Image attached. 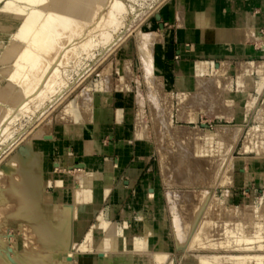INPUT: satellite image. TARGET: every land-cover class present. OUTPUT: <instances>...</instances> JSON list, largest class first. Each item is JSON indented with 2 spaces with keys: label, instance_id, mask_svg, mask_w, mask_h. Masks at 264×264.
<instances>
[{
  "label": "rangeland",
  "instance_id": "374dc122",
  "mask_svg": "<svg viewBox=\"0 0 264 264\" xmlns=\"http://www.w3.org/2000/svg\"><path fill=\"white\" fill-rule=\"evenodd\" d=\"M33 1L34 2L31 4H22L16 2L15 0H0V68L8 67L11 71H9L10 73L8 72L9 74H5V76H3V79L7 78L5 84H0V196H3L1 198L3 201L0 199V210L2 209L5 213L0 219V245L4 243L7 246L9 255L13 258H16L17 256H21L30 252L32 240H30L31 233L24 222L25 219L20 215V213L15 211V207L12 205L11 201L7 199L8 192L7 190L4 191L3 187L1 186V181L8 179L11 176L20 177L25 169L23 166H21V162H25L30 155L39 156L40 152L42 155H44V161L41 167L42 170L46 172H44V181L46 184H44V191L46 195L50 193L56 194L61 190L64 191L63 193L68 192L69 194L76 191L78 188V186H76L77 183L79 185L78 181L81 179V183L84 177L87 175L85 170L81 171L78 168V165L84 159L94 156V158H96L95 161H98V163L101 164L100 169H98L97 172L106 171V169H108L107 167H109L110 171L112 170L113 172V178L110 180V185L108 184L109 186L106 187V191L108 190V192L105 193V196L99 195V197H95L94 190L91 192L93 199L102 202L98 208V211L103 212V220H105L106 224L108 221L107 225H105L103 222L101 223V228L103 227L104 231L107 230L105 232L103 231V233H109L105 234L107 240H102L105 242L103 243V246L94 247V242L88 241V236L86 237V233L84 232L79 237V239L73 238L75 241H71L70 244L75 242V246L73 244V246L69 245V249L72 248L69 250V253H72V255H68V252L66 251H61V257L57 256V258H55V264H62V262L63 264L65 262L66 264L125 263L129 260V256L131 255L130 252H133L131 256H133L134 260L141 258L140 262L138 259V261H132L137 262L134 264H139L143 261V264H162L163 262L160 260V256L162 257L161 254H164V252L167 254L163 255V257L167 256V258L165 257L166 261H164L163 264H197L194 260L195 257L210 254H237L253 256L264 255V243H262L264 242V110L261 111L264 109V75L260 76L256 72H252L250 76H244L243 78L242 72L243 75H246L245 72L235 68L238 65V61L241 59H238L235 64H233L229 59H222L218 65L213 61H211V64H208L206 61L208 64V71L200 69L195 71L193 74H188L184 76L186 77V82L182 84L183 81L178 74V64L180 61L185 59L178 60L175 67L169 65L172 67V72L170 74H167L164 71L165 67L157 61V55L159 52L157 42L161 40L164 41L167 30L170 29L172 31V29H165L164 34V31L161 29L157 30L158 24L156 21V14L168 18L170 23H173L174 20H176V22L173 24L176 26L179 20L184 32L187 33L189 39H192L195 33L201 32L203 28L204 32L211 31L213 32L214 36L215 33L219 32V30H224L228 35H231L232 33L234 35L237 34L236 36L240 37L242 40V46L246 40L258 41V43L263 45L264 35L259 34L258 28L264 26V23L260 22V17H264V0H205V2L200 5L197 4V0ZM259 2H261L263 5V12L257 13L262 9L261 6L258 5L250 13L252 15L250 16L249 9L254 7ZM172 8L174 9L175 15L173 14ZM167 25L169 26L172 24ZM262 30H264V28ZM144 34H149V36H146V42L148 41L151 45H147L145 48L147 51L146 60L142 58V54L138 50V39H136L140 35ZM156 40L157 42H155ZM220 43L224 44L227 49H229V43ZM127 48L131 52L130 56L126 55ZM8 49L11 50L12 57L4 60L3 56L8 52ZM183 53L186 54L185 52ZM241 61L247 62L249 64L258 63V60ZM148 62L151 64L153 72L152 69L150 73L148 71L146 72ZM228 63L230 64L228 67L234 66L235 69L233 68L222 71L223 66H226ZM122 68L125 71L124 79L122 78ZM175 74L178 75L179 80L177 81L173 80V76ZM10 75H12V77L8 78ZM151 77L153 78L151 79ZM199 80L201 82H199ZM240 84L242 85L243 89L241 88ZM123 86H125V88H127L131 93V110H128L127 108L126 111H124V113L119 116L120 120H118V116H116L114 113L113 118L110 119L112 120V129H109L110 125L107 120L108 108L113 109L115 112L116 102L118 112L119 105L127 106V97L119 94V89H122L121 87ZM181 86L184 87L183 90H181V88L178 89ZM154 89L157 92H155ZM208 89L210 91H208ZM229 89L231 91H228ZM84 91L86 92V95H84ZM207 93L209 94L207 95ZM249 93L251 94V97L249 96ZM116 94V102H113V99L115 101ZM81 95L82 97L78 99L77 97ZM157 95L159 98H157ZM220 95L222 97H220ZM208 98L210 99L208 100ZM214 98H216V101ZM77 100L80 101L79 105ZM84 100H87L88 103L84 102ZM147 100L150 101L148 102ZM68 105L70 106L69 108ZM84 105H86V107ZM87 105L89 107H87ZM82 106H84L83 109ZM160 107L162 109H160ZM63 108L64 110L61 112ZM178 108L179 110H177ZM195 109L198 110L195 111ZM162 110L163 112H161ZM238 110L241 111V121H238L237 119L236 113ZM257 110L258 114H255L257 113ZM66 111H68L67 113H69V115H66L67 113L65 114ZM156 111L159 114L155 113ZM59 112L63 114L61 115ZM178 114H180V118L177 117ZM59 115L62 116V119L64 116L63 121L60 119L61 117ZM58 116L60 118L57 119ZM182 116L184 118H182ZM163 117L165 118L163 119ZM96 118H98V120ZM159 118L161 119L159 120ZM163 122L164 124H162ZM168 123H172L170 125L171 127L168 125ZM126 124L130 125V134L128 133L127 129H125V131L120 129L118 132L119 125ZM225 124L229 129H227L226 133L221 134L220 129L225 126ZM241 124L242 129L240 126ZM159 125L161 129L162 127H165L164 125L167 127L169 126V128L165 127L166 130L163 129L161 131V129H159L160 127L158 128ZM199 128L201 129V133L203 132L202 134L198 132L200 131ZM258 128H260V132L258 131ZM195 129L197 131H194ZM167 130H169L168 133ZM208 130H210V132ZM185 132L189 133L188 135L191 133V135L188 137ZM213 132L217 133L212 134ZM252 132L256 134H253ZM117 133L118 137L120 138V141L116 146L118 153L117 161L113 162L116 157L114 154L109 156L106 155L103 159L99 155L96 156L95 154H100L104 151L111 150L109 145L105 144L104 142L111 140L115 141ZM239 133L240 135L238 136ZM260 133L262 136L259 135ZM245 134L247 137H251V139L247 138ZM251 134L253 135L251 136ZM163 135H166L167 140L165 137H163ZM110 136H112V139H110ZM257 136L258 138H256ZM180 137H182V140L179 139ZM161 138H163V141ZM223 139L225 142H223ZM164 140L166 141L164 142ZM220 140H222L221 144ZM233 140H237L235 141L237 143L235 144ZM246 140L249 141L247 142ZM226 141L228 144H226ZM159 142L164 146L162 145L161 147ZM171 144L175 146L174 149L177 153L174 151V149L172 151L173 147ZM222 144H226V146ZM229 144L230 146H227ZM166 145L170 147H167ZM159 146L160 148H163V152L167 154H162V149L160 150ZM179 146L182 148L180 149ZM232 147L234 148L231 150ZM165 148L171 154H168ZM185 149L187 150V153ZM91 150L92 153L90 152ZM229 150L231 151V155ZM51 152L55 153L51 154ZM222 152H228V154L225 155L226 153L223 154ZM174 153L176 158L173 156ZM85 154L87 155L85 156ZM161 154L162 156L167 155L169 158L167 159L169 160L170 164L167 160V163L165 160L161 161L163 160ZM186 154H190V156ZM17 156H20L21 162L17 159V161L15 160ZM187 156L188 159H192L187 160ZM227 156L229 157L228 160L230 161L229 163L231 165L228 163ZM230 157L232 161L230 160ZM129 158L130 160L128 161ZM171 159L174 161H171ZM192 160H196L195 162L193 161L195 164H198L199 162V164H202L204 161L205 163L203 162V165H209V167L205 165L207 168L205 167V170L200 173L203 177H205L204 181H201L200 183L192 184L187 182H190V180L195 177L190 175V169H188V166L190 163H192ZM13 161H15V163ZM127 161L128 164L126 165ZM223 161H225V164ZM162 162L164 163L165 167H169V173L168 171L166 172L167 168L164 167ZM136 163L137 165H135V169H132L133 165ZM214 163L217 164L215 165ZM219 163L221 166H219ZM12 164L14 165L12 166ZM7 165L13 168L8 167ZM225 165H227V167L230 166L232 169L226 168ZM124 167L125 169H123ZM1 168L4 170H1ZM122 169L123 174H126V170L129 169L128 174L130 175V179L133 183L137 178L134 186L130 188V191L128 192V188H123L125 186L123 179H126V176L123 177V174L119 175ZM225 169H227V171ZM171 170H174V173ZM171 173L173 176L177 173L179 177L176 176L177 178H173ZM241 173L245 174L242 176V182L239 183L238 181L242 175ZM224 174L229 176H223ZM221 176H223L224 179ZM59 177H61L62 180H59ZM97 177L101 176L97 174ZM190 177L192 178L189 180ZM225 177L227 180H231V184H225L227 183ZM230 177H232V179H230ZM221 182H223V184ZM140 185H142L141 187L143 188V192L144 189L147 188L146 194H144L141 189L139 190L142 192L143 197H145L147 201V205L143 207H139L141 202H138V193L136 192ZM149 185L150 187H148ZM151 188H154L155 190L153 196H150L149 194V190H151ZM197 190H200L201 193L207 190L206 193L209 195L207 197V203L205 202L207 206L205 203H199L200 196L202 194H200V192L198 193ZM169 191H173L171 195H173L176 199L180 198V196L182 197L185 194L190 196L191 203L190 201L187 203L189 209L186 211L181 199V203L178 201L179 203L176 205L173 198L171 199V197H169ZM174 191L177 193L178 197ZM179 191H182V193L180 194ZM183 191L187 192L183 194ZM192 191H195V193H192ZM76 192L80 193V191ZM196 192L199 194L198 197ZM113 195H115V198L111 199ZM194 195L199 199L196 200ZM119 196L123 197L121 198L123 200L122 202L117 201ZM168 198L170 199L168 200ZM70 199L72 200V198ZM116 201L117 203H115ZM195 202L201 205L202 208L200 209L199 205H197ZM54 203L58 202L54 201ZM172 204L174 207H172ZM180 204H182V207ZM179 205L180 207L177 208ZM193 205H196L197 207H193ZM209 206L211 207L210 209L208 208ZM175 207L179 211L185 209L184 211L186 213H184V215L186 214L189 221L192 219V216L193 218L195 216L194 221H190L191 225L195 223V225H192L193 228L191 226L192 231H194V229L195 231L193 234H191L192 231L188 230L184 236H182V241L186 243L189 235L191 234L192 238L195 237L196 239H194L197 242V237L199 234H201L199 232L201 231V228L199 227L200 224L202 225V221H204L205 224L207 222V226H203L204 224L202 225L203 227L201 226L202 232L206 233L207 231L204 229H206V227L208 229V226L212 224L209 226V228L211 227L213 232H211L210 229V231L208 230L212 236L208 232L206 234L210 240V243H212L207 244L212 246L208 247L209 245L206 244L200 248L198 245L199 248H197V243L193 242L194 239L192 240L191 236L189 238L191 240L188 239L189 242H187L189 244L192 242L193 244L191 243V245L193 247L196 245L194 249L192 246L190 248L188 243L185 245L182 241L180 242V244L185 245L184 248V246L180 245L178 241L176 242L177 233H175L173 225V215L179 211ZM192 207H196L200 210L197 213L195 212L197 216L193 211L198 210H192ZM98 211L93 216H91V219H89L90 222L88 224V229L100 222H98ZM191 212L193 214H191ZM163 216V222L166 231L163 230L160 236L158 235V239L157 236L155 239V236L150 234H152L153 231H158V226L156 223L158 218H162ZM76 219L77 218L74 219L75 223ZM208 222H210V224H208ZM225 222H227L228 225L229 223H232V226H228ZM141 223H145V225L147 224L148 231L150 232V236L148 238L149 240H147L142 234L140 235L138 232ZM238 223L242 225H239ZM75 225L76 224H74V227ZM196 225H198V227ZM238 226H242V232L239 231L240 228ZM223 228L227 230V232L224 233L225 230L222 232ZM112 229L116 232L114 233ZM165 232L170 235V245L167 244V236L163 234ZM217 232L221 233L217 234ZM2 233L4 235H2ZM110 233L114 234L111 236ZM196 233L198 234L197 237L195 236ZM227 233L229 236H227ZM225 234L226 236L224 239L222 238L220 240V238H218L220 236L223 237ZM242 234H244V237L247 236V241L246 238L244 240ZM84 236L87 238V240ZM121 236L123 237L121 238ZM130 236L132 240L129 238ZM229 237H232V239ZM257 237L261 240H257ZM139 238L142 240L140 241ZM228 238L231 240L229 244H235V241L238 240L236 243L241 245L239 246L240 248L238 247L237 249V247L234 248V246H231L232 248H222L221 246H217L216 248V244L221 245L220 241H222L221 243H225L223 242L226 241L225 239H227L228 242ZM238 238L240 240L242 239L240 241L241 243L239 242ZM248 238H250V241L252 239L253 243L252 241L250 243ZM6 239L7 241L9 240L8 243L7 241L5 243ZM213 239H216L215 242ZM154 240H158V242H154ZM126 241H133L131 243L129 242L130 244L128 243V245H131L132 247L139 246V248L135 247L133 249L131 246H127ZM159 241H163L162 244ZM256 241H262L260 243L262 246L259 245V243L258 246L261 247L256 246ZM142 242H148V245L152 244L151 246L153 247L146 245V243L143 245V249ZM153 242L154 244L158 243L157 247L159 251L156 249L154 250ZM164 242H166V244ZM159 243L161 244L160 246L165 247L158 246ZM177 243L180 247L177 246ZM249 243H255V246H252V249L250 247H245L250 245ZM123 244L126 247H122ZM145 245L148 249H145ZM187 245H189V247ZM87 246H89V250ZM141 246L142 249L140 248ZM80 247L85 250H82ZM214 247L216 249H214ZM12 248H14L13 250H15L17 254L13 253L15 251H9ZM126 248H128V252H126ZM20 249L22 250L19 251ZM117 249L120 251L118 252ZM137 250L138 252L140 250L143 251H140V254H138ZM102 251L106 253H103ZM121 251L124 253H121ZM134 252H136V255L138 256H141L143 252L147 253H144L142 257H137L134 256ZM158 252H161L160 256H158ZM65 254L70 257H66ZM120 254L122 255L120 256ZM64 255L65 257H63ZM155 255L158 256L159 261L155 259L157 257ZM122 256H125L123 257L125 260L122 259ZM143 256L146 259V262ZM119 257L123 261L120 262ZM153 258L154 262H152ZM56 260L59 262L57 263ZM130 260L129 262L131 263Z\"/></svg>",
  "mask_w": 264,
  "mask_h": 264
},
{
  "label": "bare ground",
  "instance_id": "6f19581e",
  "mask_svg": "<svg viewBox=\"0 0 264 264\" xmlns=\"http://www.w3.org/2000/svg\"><path fill=\"white\" fill-rule=\"evenodd\" d=\"M16 2H19V3H22V4H31L32 2H34L33 0H15ZM208 1V0H207ZM205 2V0H197V4H203ZM214 3V2H213ZM183 5V4H182ZM198 5V6H199ZM206 5V4H205ZM215 6V5H214ZM204 7V6H203ZM213 7V6H212ZM198 12V11H197ZM209 13V12H208ZM205 15V14H204ZM183 16V15H182ZM211 17V16H210ZM210 17H209V19H210ZM213 18V17H212ZM211 20V19H210ZM194 21V20H193ZM211 22V21H210ZM196 24V23H195ZM213 24V23H212ZM184 25V24H183ZM215 27H217V26H215ZM246 27V26H245ZM186 28V27H185ZM225 29V28H224ZM148 31V30H147ZM154 31V30H153ZM138 35V34H137ZM215 35L216 36H219L218 37V39L219 40H221V38H225V39H228V37H229V35L228 34H226L225 33V31L224 30H219V32H217V33H215ZM237 35V34H236ZM146 36H149V34H144V35H140L138 38H136V39H138L137 40V42H138V44H137V46H138V50L141 52V54H142V58L143 59H145L146 60V55H147V51H146V47H147V45H150L149 44V42L147 41L146 42ZM160 38V37H159ZM164 39V38H163ZM172 40V32L170 31V30H167V33H166V37H165V40L164 41H159V42H157V40L155 41V42H157V47H158V55H157V61L161 64V65H163V61H165L166 60V58H169L170 57V54H171V48H170V41ZM156 44V43H155ZM151 46V45H150ZM153 46V45H152ZM128 49V48H127ZM126 49V55H131V52L129 51V49L127 50ZM151 49V48H150ZM153 49V48H152ZM8 52L7 53H5L4 54V56H3V58H4V60H6V59H8V58H10V57H12V53H11V50L10 49H8L7 50ZM139 52V53H140ZM157 52V51H156ZM151 53V52H150ZM153 57V56H152ZM130 59V58H129ZM3 60V61H4ZM227 60V59H226ZM142 61V60H141ZM150 61V60H149ZM258 63H252V64H249V63H247V62H244V61H238V65L235 67V68H237V69H239V70H241V71H244L245 72V74L246 75H243V72H242V76H243V78H244V76H250V74H252V72H256L258 75H264V60L263 61H257ZM142 63H143V61H142ZM202 64V63H201ZM201 64H196V63H192V64H189V63H183L182 65H181V69H183V70H181L180 71V73H179V76H180V78L182 79V84H184L186 81V77H184V76H186V75H188V74H193V73H195V71H197V70H199V65L201 66ZM127 65V64H126ZM228 65H230L229 63L226 65V66H223V69H222V71L223 70H230V69H233L234 68V66L232 67H228ZM127 66H129V65H127ZM126 66V67H127ZM144 66V65H143ZM213 66V65H212ZM220 66V65H219ZM165 67V72L167 73V74H170L171 73V70L169 69V67H167V66H164ZM128 68V67H127ZM234 68V69H235ZM129 69V68H128ZM151 64L148 62V65H147V70H146V72L148 71L149 73L151 72ZM156 69V68H155ZM161 69V68H160ZM203 69L204 70H208L207 69V66L206 65H204L203 66ZM131 70V69H130ZM129 70V71H130ZM10 70H9V68L8 67H1L0 68V84L2 83V84H5V81H6V79H3L4 77L3 76H5V74H9L10 72H9ZM9 72V73H8ZM131 72V71H130ZM152 72H153V69H152ZM156 72V71H155ZM214 72H216V71H214ZM122 78L124 79L125 78V71H124V69L122 68ZM236 73V72H235ZM216 74V73H215ZM224 74V73H223ZM239 74V73H238ZM13 75V74H12ZM12 75H10L8 78H11L12 77ZM147 76V75H146ZM155 76V75H154ZM163 76V75H162ZM220 76V75H219ZM219 76H218V78H219ZM222 76V75H221ZM229 76V75H228ZM231 76V75H230ZM253 76V75H252ZM169 77V76H168ZM208 77V76H207ZM214 77V76H213ZM223 77V76H222ZM226 77V76H225ZM245 77V78H246ZM153 77H151V79H152ZM221 78V77H220ZM150 79V80H151ZM160 79V78H159ZM158 79V80H159ZM198 79H200V78H198ZM232 79V78H231ZM251 79V78H250ZM179 80V79H178ZM188 80V79H187ZM204 80H206V79H204ZM203 80V81H204ZM243 80V79H242ZM247 80V79H246ZM253 80V79H252ZM129 81V80H128ZM131 81V80H130ZM218 81H219V79H218ZM147 82H149V81H147ZM199 82H201L200 80H199ZM232 82V81H231ZM150 83H152V82H150ZM245 83V82H244ZM247 83V82H246ZM110 84V83H109ZM123 84V83H122ZM192 84V83H191ZM252 84V83H251ZM149 85V84H148ZM154 85V84H153ZM231 85V84H230ZM241 85V84H240ZM13 86V85H12ZM151 86V85H150ZM160 86V85H159ZM194 86H195V84H194ZM157 87V86H156ZM122 89H119V94H121V95H123V96H126L127 97V100H128V102H127V106H130V102H131V93H130V91H128V89L127 88H125V86H123V87H121ZM162 88H163V86H162ZM161 88V89H162ZM180 88V87H179ZM195 88V87H194ZM206 88V87H205ZM241 88H242V85H241ZM140 89V88H139ZM156 89V88H155ZM154 89V90H155ZM164 89V88H163ZM210 89V88H209ZM208 89V91H210ZM243 89V88H242ZM152 90V89H151ZM158 90V89H157ZM159 90H160V88H159ZM158 90V91H159ZM258 90H259V87H258ZM263 90V89H262ZM139 91H141V90H139ZM148 91V90H147ZM161 91V90H160ZM195 91V90H194ZM201 91V90H200ZM228 91H231L230 89L228 90ZM245 91V90H244ZM249 91V90H248ZM88 92V91H87ZM149 92V91H148ZM155 92H157L156 90H155ZM187 92V91H186ZM190 92V91H189ZM217 92V91H216ZM219 92H220V90H219ZM247 92V91H246ZM250 92V91H249ZM83 93V92H82ZM86 92L84 91V95H86L85 94ZM159 93V92H158ZM157 93V94H158ZM199 93H201V92H199ZM81 94V93H80ZM79 94V95H80ZM90 94V93H89ZM152 94V93H151ZM160 94V93H159ZM194 94V93H193ZM209 93H207V95H208ZM239 94H240V92H239ZM250 94V93H249ZM83 95V96H84ZM88 95V94H87ZM147 95V94H146ZM197 95V94H196ZM215 95H216V93H215ZM141 96V95H140ZM152 96H153V94H152ZM190 96V95H189ZM210 96V95H209ZM218 96V95H217ZM250 97H251V94L249 95ZM80 97H82V95L81 96H79V97H77L78 99L80 98ZM86 97V96H85ZM181 97V96H180ZM183 97V96H182ZM203 97V96H202ZM220 97H222L221 95H220ZM145 98V97H144ZM157 98H159V96L157 95ZM200 98V97H199ZM204 98V97H203ZM82 99H85V98H82ZM82 99H80V100H82ZM86 99H87V97H86ZM91 99V98H90ZM146 99V98H145ZM148 99V98H147ZM162 99V98H161ZM210 98H208V100H209ZM216 98H214V100H215ZM218 99V98H217ZM221 99V98H220ZM226 99V98H225ZM228 99V98H227ZM139 100V99H138ZM144 100V99H143ZM159 100V99H158ZM78 101V100H77ZM148 101V100H147ZM150 101V100H149ZM148 101V102H149ZM163 101V100H162ZM187 101V100H186ZM185 101V102H186ZM193 101V100H192ZM206 101V100H205ZM210 101H213V100H210ZM216 101V100H215ZM233 101V100H232ZM79 102L80 101H78V105H79ZM83 102V101H82ZM84 102H87V100H84ZM90 102V101H89ZM182 102V101H181ZM76 103V102H75ZM88 103V102H87ZM86 103V104H87ZM92 103V102H91ZM143 103V102H142ZM160 103H163V102H160ZM180 103V102H179ZM206 103V102H205ZM213 103V102H212ZM218 103H220V102H218ZM85 104V103H84ZM126 104V103H125ZM156 104V103H155ZM188 104V103H187ZM196 104H199V103H196ZM195 104V105H196ZM222 104H225V103H222ZM241 104V103H240ZM70 105V104H69ZM68 105V108L70 107ZM73 105V104H72ZM81 105V104H80ZM144 105H145V103H144ZM143 105V106H144ZM151 105V104H150ZM159 105V104H158ZM191 105V104H190ZM221 105V104H220ZM233 105H234V103H233ZM85 107H86V105H84ZM84 106H82V109L84 108ZM165 106V105H164ZM163 106V107H164ZM189 106V105H188ZM192 106V105H191ZM190 106V107H191ZM199 106V105H198ZM87 107H89L88 105H87ZM179 107V106H178ZM193 107V106H192ZM194 107H196V106H194ZM228 107H229V105H228ZM234 107V106H233ZM79 108H80V106H79ZM125 108V105H119V113H121V111L123 110ZM141 108H143V107H141ZM223 108H224V106H223ZM226 108V107H225ZM248 108V107H247ZM88 109V108H87ZM160 109H162L161 107H160ZM166 109V108H165ZM186 109V108H185ZM188 109V108H187ZM211 109V108H210ZM63 110H64V108L62 109V111L61 112H63ZM66 110H67V107H66ZM170 110V109H169ZM177 110H179V108L177 109ZM190 110H193V109H190ZM189 110V111H190ZM198 110V109H197ZM196 109H195V111H197ZM205 110V109H204ZM207 110V109H206ZM229 110V109H228ZM259 110V109H258ZM258 110H257V113H255V114H258ZM264 109H262L261 111H263ZM69 111V110H68ZM68 111H66L65 112V114L68 112ZM91 111H92V109H91ZM104 111V110H103ZM167 111V110H166ZM208 111V110H207ZM220 111V110H219ZM230 111V110H229ZM228 111V112H229ZM233 111V110H232ZM139 112V111H138ZM143 112V111H142ZM142 112H141V114H142ZM161 112H163V110L161 111ZM186 112V111H185ZM193 112V111H192ZM214 112V111H213ZM216 112V111H215ZM223 112H224V110H223ZM70 113H72V112H70ZM155 113H157V111L155 112ZM179 113V112H178ZM233 113V112H232ZM262 113V112H261ZM260 113V114H261ZM59 114H61L60 112H59ZM63 114V113H62ZM61 114V115H62ZM82 114V113H81ZM93 114V113H92ZM157 114H159V113H157ZM171 114V113H170ZM169 114V115H170ZM186 114V113H185ZM213 114V113H212ZM215 114V113H214ZM220 114V113H219ZM223 114V113H222ZM226 114V113H225ZM234 114V113H233ZM66 115H69V113H67ZM183 115V114H182ZM227 115H228V113H227ZM230 115V114H229ZM236 115H237V119H238V121H241V111H237V113H236ZM235 115V116H236ZM60 116V115H59ZM57 117V119L58 118H60V119H62V116H60V117ZM141 116V115H140ZM161 116H162V114H161ZM164 116V115H163ZM171 116V115H170ZM180 116V114H178V116L177 117H179ZM67 117V116H66ZM143 117V116H142ZM156 117V116H155ZM260 117H261V115H260ZM264 117V116H263ZM69 118H70V116H69ZM94 118V117H93ZM99 118V117H98ZM98 118H96L97 120H98ZM165 117H163V119H164ZM168 118H170V117H168ZM180 118V117H179ZM178 118V119H179ZM182 118H184L183 116H182ZM194 118H195V115H194ZM262 118V117H261ZM63 119H64V116H63ZM63 119H62V121H63ZM71 119V118H70ZM100 119V118H99ZM142 119V118H141ZM161 118H159V120H160ZM257 119V118H256ZM259 119V118H258ZM264 119V118H263ZM65 120H66V118H65ZM156 120V119H155ZM170 120H172V119H170ZM180 120H182V119H180ZM189 120H190V118H189ZM59 121V120H58ZM57 121V122H58ZM61 121V122H62ZM261 121V120H260ZM67 122H68V119H67ZM69 122H70V120H69ZM73 122V121H72ZM164 122H165V120H164ZM164 122L162 123V124H164ZM64 123V122H63ZM88 123V122H87ZM72 124V123H71ZM157 124V123H156ZM161 124V125H162ZM165 124H167V123H165ZM172 124V123H171ZM171 124H169L168 123V125L170 126ZM59 125V124H58ZM63 125V124H62ZM165 127H167L166 125H164ZM169 126L167 127V128H169ZM180 126V125H179ZM226 126V127H225ZM225 126H220V127H222L221 129H220V133L221 134H224V133H226L227 132V129H229L228 127H227V125L225 124ZM234 126V125H233ZM237 126H238V124H237ZM236 126V127H237ZM241 126V129H242V124L240 125ZM67 127V126H66ZM160 127V125L158 126V128ZM165 127L163 128L162 127V129H161V127L159 128V129H161V131L163 130V129H165ZM171 127V126H170ZM183 127V126H182ZM187 127H188V125H187ZM217 127V126H216ZM232 127V126H231ZM244 127V126H243ZM64 128V127H63ZM145 128V127H144ZM143 128V129H144ZM173 128H174V126H173ZM196 128V127H195ZM219 128V127H218ZM239 128V127H238ZM262 128V127H261ZM180 129V128H179ZM200 129V128H199ZM198 129V130H199ZM217 129V128H216ZM259 129L260 128H258V131H259ZM66 130V129H65ZM145 130V129H144ZM166 130V129H165ZM170 130V129H169ZM169 130H167V133H168V131ZM181 130H183V129H181ZM190 130H192V129H190ZM189 130V131H190ZM218 130V129H217ZM232 130V129H231ZM231 130H229V131H231ZM235 130H236V128H235ZM125 131V130H124ZM146 131V130H145ZM160 131V130H159ZM186 131V130H185ZM194 131H197L196 129L194 130ZM203 131V130H202ZM207 131V130H206ZM209 132H210V130H208ZM213 131H215V130H213ZM228 131V132H229ZM240 131V130H239ZM261 131H262V129H261ZM143 132V131H142ZM178 132V131H177ZM184 132V131H183ZM198 132H200L201 133V129H200V131H198ZM218 132V131H217ZM217 132H213L212 134H214V133H217ZM260 132V131H259ZM145 133V132H144ZM165 133V132H164ZM194 133V132H193ZM203 133V132H202ZM201 133V134H202ZM249 133H251V132H249ZM253 133V132H252ZM162 134H163V132H162ZM166 134V133H165ZM170 135H172L171 133H169ZM169 134H168V136H169ZM185 134H189V133H186L185 132ZM185 134H183V135H185ZM231 134H232V132H231ZM234 134V133H233ZM253 134H256V133H253ZM253 134H251V136L253 135ZM182 135V136H183ZM190 135H191V133H190ZM190 135H188V137L190 136ZM205 135H207V134H205ZM211 135V134H210ZM216 135V134H215ZM214 135V136H215ZM240 135V133L238 134V136ZM246 135V134H245ZM259 135H261L262 136V134L260 133ZM167 136V137H168ZM176 136V135H175ZM218 136V135H217ZM231 136V135H230ZM237 136V137H238ZM255 136V135H254ZM59 137V136H58ZM94 137V136H93ZM163 137H165L166 138V135H163ZM173 137V136H172ZM185 137V136H184ZM211 137V136H210ZM236 137V136H235ZM246 137H247V135H246ZM245 137V138H246ZM54 138V137H53ZM140 138V137H139ZM145 138V137H144ZM147 138V137H146ZM170 138V137H169ZM168 138V139H169ZM177 138V137H176ZM182 137H180L179 139L180 140H182L181 139ZM214 138V137H213ZM239 138V137H238ZM247 138H249V137H247ZM256 138H258V136L256 137ZM162 139V141H163V138H161ZM184 139V138H183ZM193 139V138H192ZM197 139V138H196ZM219 139V138H218ZM236 139V138H235ZM249 139H251V137L249 138ZM255 139V138H254ZM91 140V139H90ZM166 140H167V138H166ZM166 140H164V142L166 141ZM171 140V139H170ZM189 140H190V138H189ZM189 140H188V142H189ZM238 140V139H237ZM237 140H235V141H237ZM245 140V139H244ZM94 141H96V140H94ZM159 141H161V140H159ZM161 141V142H162ZM177 141V140H176ZM193 141V140H192ZM221 142H220V144L222 143V140H220ZM232 141V140H231ZM234 141V140H233ZM234 141V142H235ZM247 142L249 141V140H246ZM46 142V141H45ZM148 142V141H147ZM146 142V143H147ZM174 142V141H173ZM186 142V141H185ZM219 142V141H218ZM223 142H225L224 141V139H223ZM253 142V141H252ZM255 142V141H254ZM53 143V142H52ZM87 143V142H86ZM94 143V142H93ZM124 143V142H123ZM168 143H169V141H168ZM167 143V144H168ZM184 143V142H183ZM190 143V142H189ZM237 142H235V144H236ZM244 143H245V141H244ZM92 144V143H91ZM97 144V143H96ZM159 144H160V142H159ZM175 144H177V143H175ZM180 144V143H179ZM226 144H228L227 143V141H226ZM226 144L224 145V144H222V145H224V146H226ZM254 144V143H253ZM40 145V144H39ZM161 145V144H160ZM163 145V144H162ZM162 145H161V147H162ZM172 145V144H171ZM187 145V144H186ZM190 145V144H189ZM42 146V145H41ZM146 146V145H145ZM164 146V145H163ZM167 146V145H166ZM165 146V147H166ZM227 146H230V144L229 145H227ZM231 146H233V145H231ZM245 146V145H244ZM249 146V145H248ZM167 147H170V146H167ZM173 147V148H172ZM172 151H173V149H174V147L175 146H173L172 145ZM190 147V146H189ZM250 147V146H249ZM40 148V147H39ZM50 148V147H49ZM93 148V147H92ZM159 148H160V146H159ZM178 148V147H177ZM179 148H180V146H179ZM182 148V147H181ZM180 148V149H181ZM190 148H192V147H190ZM234 147H232L231 148V150L233 149ZM41 149V148H40ZM86 149V148H85ZM99 149V148H98ZM162 149V151H161V153L162 154H167V153H165V152H163L164 151V149L163 148H160V150ZM189 149V148H188ZM219 149V148H218ZM226 149H227V147H226ZM248 149V148H247ZM43 150V149H42ZM93 150H94V148H93ZM122 150V149H121ZM165 150L167 151V149L165 148ZM169 150V149H168ZM186 150V149H185ZM192 150V149H191ZM246 150V149H245ZM244 150V151H245ZM98 151V150H97ZM174 151H175V149H174ZM181 151V150H180ZM224 151H226V150H224ZM89 152V151H88ZM91 153H92V150L90 151ZM95 152V151H94ZM127 152V151H126ZM168 152V151H167ZM171 152V151H170ZM176 152V151H175ZM86 153H87V151H86ZM122 153V152H121ZM125 153V152H124ZM177 153V152H176ZM186 153H187V150H186ZM223 153V152H222ZM226 153V152H225ZM225 153H223V154H225ZM229 153H230V155H231V151L229 150ZM120 154V153H119ZM123 154V153H122ZM162 154H161V156H162ZM168 154H171V153H169L168 152ZM172 154H173V152H172ZM181 154V153H180ZM185 154V153H184ZM223 154H221L222 156H224ZM228 154V152L225 154V155H227ZM87 154H85V156H86ZM186 155H188V154H186ZM229 155V156H230ZM43 156L44 155H42L41 154V152H40V155L38 156V155H30L28 158H27V160L25 161V162H21V158H20V156H17L16 158H15V160L17 159L18 161H20L21 162V166H23L25 169H24V171L22 172V174H21V176L20 177H16V176H11V177H9L8 179H5V180H2L1 181V186L3 187V189H4V191L5 190H7V192H8V198L7 199H9L10 201H11V203H12V205L15 207L14 209H15V211H17L18 213H20V215L25 219V223H26V226H27V228H28V230H30V233H31V239L30 240H32V245H31V251L30 252H28V250H27V252L28 253H25V254H23V255H21V256H17L16 258H13L12 256H10L9 255V253H8V251H7V246L3 243V244H1L0 245V264H55V258H57V256H60L61 255V251H66V252H68V255L70 254V256L72 255V253H69V250H71V249H69L70 248V246L69 245H74L75 246V242H72V244H70L71 243V241H73L74 239H79V237L85 232L86 233V237L88 236V241H93L94 242V244H95V246L94 247H100V246H103V243H105V242H103L102 240L103 239H105V240H107V237H105V234H109V233H103V227L101 228V223L103 222L105 225H107L108 224V221H107V224L105 223V220H103V212H99L98 211V208H99V206L101 205V201H98V200H96V199H93V195H91V192L94 190V196L95 197H99V195L101 196H105L106 194V192H108V190L106 191V187L107 186H109L110 185V180L113 178V172H112V170L110 171V168L109 167H107L108 169H106V171H103V172H97L98 171V169H100V166H101V164H99L98 163V161H95L96 160V158H94V156L93 157H90V158H88V159H84L83 161H81V163L83 164V165H78L79 167V170H81V171H86L87 173V175H86V177H84V179H83V181L80 183V181H81V179H80V181H78L79 182V185H78V183H77V185L76 186H78V188H77V190L76 191H80V193H78V192H76V191H74L73 193L71 192L70 194L68 193V192H66V193H63L64 191H62L61 189H58V190H61V191H58L56 194H45V191H44V184H45V181H44V172L45 171H43L42 170V167H41V165L43 164V161H44V158H43ZM168 156H171V155H168ZM175 158H176V156H175V153H174V155H173ZM173 156H171V157H173ZM182 156H184V155H182ZM188 156H190V154L188 155ZM188 156H187V160H189L188 159ZM193 156V155H192ZM215 156V155H214ZM147 157H148V155H147ZM163 158V160H161V161H164L165 160V162L167 163V161L169 162V158L167 157V155H163L162 156ZM149 158V157H148ZM168 158V159H167ZM174 158V159H175ZM183 158V157H182ZM196 158V157H195ZM194 158V159H195ZM209 158V157H208ZM220 158V157H219ZM226 158V157H225ZM235 158H238V157H235ZM241 158V157H240ZM260 158V157H259ZM185 159V158H184ZM192 159V158H191ZM190 159V160H191ZM213 159H215V158H213ZM213 159H212V163H213ZM221 159H223V158H221ZM229 159V157L227 156V160ZM246 159V158H245ZM12 160H13V158H12ZM16 160V161H17ZM167 160V161H166ZM173 159H171V161H172ZM178 160V159H177ZM204 160V159H203ZM215 160H218V159H215ZM230 160H231V157H230ZM243 160H244V158H243ZM248 160V159H247ZM246 160V161H247ZM253 160V159H252ZM264 160V159H263ZM174 161V160H173ZM193 161L195 162L196 160H192V163H190L189 164V166H188V169H190V175H192V176H195V177H193V179H191L192 177H190L189 178V180H190V182L189 181H187L188 183H192V184H195V183H200L201 181H204V179H205V177H203L200 173L201 172H203V170H205V167L206 166H208L209 167V165H203V162H202V164H195V163H193ZM208 161V160H207ZM207 161H206V163H207ZM209 161H211V160H209ZM221 161V160H220ZM226 161V160H225ZM225 161H223L224 162V164H225ZM232 161V160H231ZM238 161H239V159H238ZM258 161V160H257ZM14 163H15V161H13ZM19 162V163H20ZM188 162H190V161H188ZM198 162V161H197ZM230 161L228 160V163H229ZM111 163V162H110ZM163 163V162H162ZM165 163V164H166ZM177 163V162H176ZM205 163V162H204ZM221 163H222V161H221ZM240 163V162H239ZM11 164V163H10ZM9 164V165H10ZM45 164H46V162H45ZM143 164V163H142ZM169 164H170V162H169ZM208 164V163H207ZM215 165L217 164V163H214ZM213 164V165H214ZM220 164V163H219ZM223 164V163H222ZM230 164V163H229ZM14 164H12V166H13ZM16 165V164H15ZM135 165H137V163L136 164H134L133 165V168L132 169H135ZM163 165H164V163H163ZM172 165H173V163H172ZM210 165H211V163H210ZM212 165V166H213ZM231 165V164H230ZM8 166V165H7ZM76 166V165H75ZM219 166H221V164L219 165ZM226 166V168H230V166L229 167H227V165H225ZM5 167V166H4ZM8 167H11V166H8ZM164 167H165V165H164ZM172 167V166H171ZM173 167H174V165H173ZM243 167V166H242ZM11 168H13V167H11ZM76 168V167H75ZM105 168V167H104ZM112 168V167H111ZM165 168H167L166 169V172L168 171V166H166ZM176 168V167H175ZM207 168V167H206ZM6 169H7V167H6ZM15 169V168H14ZM95 169V170H94ZM173 169V168H172ZM219 169V168H218ZM224 169V168H223ZM230 169H232V168H230ZM1 170H4V169H2L1 168ZM23 170V169H22ZM78 170V171H79ZM94 170V171H93ZM170 170V169H169ZM176 170V169H175ZM183 170V169H182ZM226 171H227V169H225ZM253 170V169H252ZM11 171H13V170H11ZM77 171V172H78ZM81 171H79V172H81ZM93 171V172H92ZM172 171V170H171ZM174 171V170H173ZM172 171V172H173ZM178 171V170H177ZM217 171V170H216ZM230 171H232V170H230ZM249 171V170H248ZM257 171V170H256ZM255 171V172H256ZM5 172H7V171H5ZM163 172V171H162ZM166 172H165V174H166ZM218 172V171H217ZM222 172V171H221ZM224 172V171H223ZM4 173V172H3ZM10 173V172H9ZM46 173V172H45ZM83 173V172H82ZM168 173H169V171H168ZM174 173V172H173ZM180 173V172H179ZM182 173V172H181ZM226 173V172H225ZM97 174L99 175V176H101V177H97ZM227 174V173H226ZM226 174H224L223 176H225ZM230 174V173H229ZM242 175H241V177H240V179H239V183L240 182H242V179H243V177L242 176H244V174L245 173H241ZM61 175V174H60ZM80 175V174H79ZM115 175V174H114ZM205 175V174H204ZM232 175V174H231ZM171 176H173V174L171 173ZM179 177L178 176V174L176 173V174H174V176H173V178H177V177ZM223 176H221L223 179H224V177ZM229 176V175H228ZM227 175H226V177H228ZM252 176V175H251ZM250 176V177H251ZM1 177H2V175H1ZM46 177V176H45ZM77 177V176H76ZM75 177V178H76ZM97 177V178H96ZM225 177V178H226ZM79 178V177H78ZM169 178V177H168ZM172 178V177H171ZM210 178H211V176H210ZM47 179V178H46ZM50 179V178H49ZM48 179V180H49ZM77 179V178H76ZM217 179H218V177H217ZM229 179V178H228ZM230 179H232V177H230ZM252 179V178H251ZM57 180V179H56ZM59 180H62V178L61 177H59ZM75 180V179H74ZM79 180V179H78ZM173 180H175V179H173ZM186 180V179H185ZM188 180V179H187ZM226 180H227V178H226ZM58 181V180H57ZM67 181V180H66ZM192 181V182H191ZM221 181V180H220ZM229 181V182H228ZM231 180H227V183H225V184H231V182H230ZM248 181V180H247ZM59 182V181H58ZM73 182H75V181H73ZM176 182H180V181H176ZM186 182V181H185ZM185 182H183V183H185ZM211 182V181H210ZM224 182H226V181H224ZM244 182V181H243ZM48 183H49V181H48ZM209 183V182H208ZM222 184H223V182H221ZM109 184V185H108ZM186 184V183H185ZM213 184V183H212ZM219 184V183H218ZM46 185V184H45ZM63 185V184H62ZM244 185H245V183H244ZM60 186V185H59ZM94 187V188H93ZM70 188V187H69ZM70 189H72V188H70ZM76 189V188H75ZM79 189V190H78ZM109 189V188H108ZM122 189V188H121ZM70 191V190H69ZM122 191H124V190H122ZM154 188H151V190H149V194H150V196H153V193H154ZM207 191V190H206ZM206 191L204 192H200V190H197V192L199 193L200 192V194H202L201 196H200V202L199 203H207V197L209 196L208 195V193H206ZM90 192V193H89ZM173 192V191H172ZM172 192H168V194H169V197H171V199L173 198V200L175 201V204L176 205H178L177 203H179L180 202V199H181V202L183 201V203L182 204H184L183 206H184V208H186V211L189 209V206L187 205V203H189V201H190V199H191V197L190 196H188L187 194H185V195H183L185 192H187V191H183V196L181 197L180 196V198H175L173 195H171V193ZM191 192V191H190ZM189 192V193H190ZM196 192V193H197ZM4 193V192H3ZM112 193H114V192H112ZM174 193H175V191H174ZM179 193L181 194L182 193V191H179ZM192 193H195V191H192ZM197 193V197H198V194ZM111 194V193H110ZM176 194V196H177V193H175ZM210 194V193H209ZM196 195V194H195ZM194 195V196H195ZM168 196V195H167ZM3 196H0V199L2 198ZM178 197V196H177ZM196 197V196H195ZM196 197V200H198L199 198H197ZM211 197V196H210ZM70 198H72V200L70 199ZM104 198V197H103ZM106 198V197H105ZM110 198V197H109ZM115 198V195H113L112 197H111V199H114ZM170 198H168V200H169ZM212 199V198H211ZM2 200V199H1ZM71 200V201H70ZM96 200V201H95ZM173 200H172V202H173ZM3 201V200H2ZM54 201L55 202H58V203H54ZM179 201V202H178ZM180 202V203H181ZM197 202V201H196ZM195 202V203H196ZM209 202V201H208ZM190 203H191V201H190ZM206 203H205V205H206ZM182 204H180L181 205V207H182ZM194 204V203H193ZM197 204V203H196ZM173 205V204H172ZM175 205V206H176ZM180 205L179 206H177V208L178 207H180ZM197 205H199V204H197ZM204 205V204H203ZM194 206H196V205H193V207ZM207 206V205H206ZM172 207H174V205L172 206ZM192 207V210L194 209H197L198 211H193L194 213L196 212H199L200 210L198 209V208H193ZM199 207H200V209L202 208L201 207V205H199ZM176 208V207H175ZM176 208V209H177ZM209 209L211 208L210 206L208 207ZM182 209V208H181ZM178 210V209H177ZM185 209H182V210H178L179 212H174L175 214L173 215L174 217V221H173V225H174V229H175V233H177V240H176V242L178 241V243L180 244V242L183 240V238H182V236H184V234L189 230H191L192 231V229H191V226L192 225H195V223L194 224H192L191 225V222H193L194 221V219H195V216H194V218H193V216H192V219L189 221L188 220V217L186 216V214L184 215V213H186L185 211H184ZM98 211V213H97V216H98V224H95V225H93V226H91V228L90 229H88V224H89V222H90V220L89 219H91V216H93L96 212ZM182 211H184V212H182ZM211 212V211H210ZM178 213H180V214H178ZM195 213V214H196ZM5 213H4V211L1 209L0 210V219L2 218V216L4 215ZM191 214H193L192 212H191ZM194 214V215H195ZM189 215H190V213H189ZM212 215V214H211ZM196 216H197V214H196ZM11 218H13V217H11ZM75 218H77L76 219V223H75ZM163 218V219H162ZM162 218H158V220H157V226H158V231H153V233L152 234H150V235H154L155 237V239H156V236H157V239H158V235L160 236V234L162 233V231L163 230H165V227H164V222H163V220H164V216L162 217ZM157 219V218H156ZM13 220V219H12ZM17 220V219H16ZM193 220V221H192ZM1 221V220H0ZM6 221H8V220H6ZM156 221V220H155ZM207 221V220H206ZM211 222V221H210ZM210 222H208V224H210ZM225 223H227V222H225ZM224 223V224H225ZM18 224V223H17ZM74 224H76L75 225V227H74ZM149 224V223H148ZM198 224V223H197ZM204 224V225H203ZM206 224H207V222H206ZM205 224V222L204 221H202V225L203 226H207ZM232 223H229V225H231ZM239 224V223H238ZM103 225V224H102ZM150 225V224H149ZM201 224H200V227L199 228H201L200 230L201 231H199L201 234H199V232H198V234L196 233V237H197V235H198V237H197V242H196V238L195 237H193L192 238V236H191V234H193V232L195 231V229H194V231H192V233L189 235V237H188V239L190 238V236H191V238H192V240L194 239V243H197L196 245L198 246H200V248H202L201 246H204V245H206L207 243H210V240H209V238L207 237V232H208V230L210 229H212L211 227L209 228V226L210 225H212V224H210L209 226H208V229H207V227H206V229H204L205 231H207L206 233L205 232H202V226ZM226 225V224H225ZM227 225H228V223H227ZM228 225V226H229ZM234 225H235V223H234ZM233 225V226H234ZM239 225H242V224H239ZM20 226V225H19ZM25 226V225H24ZM152 226V225H151ZM166 226H168V225H166ZM197 227H198V225H196ZM202 226V227H201ZM213 226H215V225H213ZM218 226V225H217ZM232 226V225H231ZM21 227H22V225H21ZM196 227V228H197ZM220 227V226H219ZM224 227V226H223ZM236 227V226H235ZM239 227V226H238ZM241 227L242 226H240L238 229H239V231L240 232H242L241 231ZM105 228H106V226H105ZM192 228H193V226H192ZM205 228V227H204ZM229 228V227H228ZM227 228V229H228ZM234 228V227H233ZM237 228V227H236ZM115 229V228H114ZM74 230H75V233H74ZM116 230V229H115ZM209 230V231H210ZM218 230V229H217ZM225 229L223 228L222 229V232L224 231ZM24 231V230H23ZM105 231H107V230H105ZM104 231V232H105ZM112 231H113V229H112ZM166 231V230H165ZM228 231H229V229H228ZM25 232V231H24ZM23 232V233H24ZM114 233L116 232V231H113ZM138 232L140 233V235L142 234L147 240H149L148 238H149V231H148V227H147V224L145 225V223L143 224V223H141V226H140V228H139V230H138ZM211 232H213V230H211ZM225 232H227V230H225L224 231V233ZM232 232V231H231ZM26 233V232H25ZM114 233H110V235L112 236V234H114ZM119 233V232H118ZM129 233V232H128ZM211 236H212V234L210 233V232H208ZM218 233H221V232H217V234ZM5 234H6V232H5ZM88 234V235H87ZM132 234V233H131ZM164 235H166L167 236V244L168 245H170V235L167 233V232H165V233H163ZM228 234V233H227ZM234 234H235V232H234ZM241 234V233H240ZM239 234V235H240ZM2 235H4L3 233H2ZM1 235V236H2ZM11 235V234H10ZM25 235V234H24ZM130 235V234H129ZM176 235V234H175ZM220 235V234H219ZM222 235V234H221ZM233 235V234H232ZM238 235V234H237ZM236 235V236H237ZM243 235V237H244V234H242ZM241 235V236H242ZM26 236V235H25ZM216 236V235H215ZM215 236H214V238H215ZM225 236H226V234L225 235H223V237H218V238H220V240L223 238H225ZM227 236H229V234L227 235ZM3 237V236H2ZM7 237V236H6ZM85 237V236H84ZM85 237V238H86ZM114 238H116L115 236H113ZM112 237V238H113ZM123 236H121V238H122ZM133 237V236H132ZM137 237V236H136ZM163 237V236H162ZM210 237V236H209ZM235 237V236H234ZM233 237V238H234ZM247 236H245L244 237V240H245V238H246ZM5 238V237H4ZM3 238V239H4ZM74 238V239H73ZM130 239H131V236L129 237ZM138 238V237H137ZM143 238V237H142ZM144 238V239H145ZM152 238V237H151ZM182 238V239H181ZM185 238V237H184ZM227 238V237H226ZM229 238H231L232 239V237H229ZM228 238V242H227V239H225L226 241H223V242H225V243H221L222 241H220V244L221 245H217L216 244V248H217V246L219 247V246H221L222 248L223 247H231V246H234V248L235 247H237V249H238V247L239 246H241L240 244H238V243H236V242H238V240H236L235 241V244H229V242H231V240ZM235 238H237V237H235ZM240 238V237H239ZM238 238V239H239ZM12 239V238H11ZM23 239V238H22ZM125 239V238H124ZM128 239V238H127ZM129 239V240H130ZM140 239V238H139ZM143 239V240H144ZM161 239H163V238H161ZM160 239V240H161ZM187 239V238H186ZM187 239V241L189 242V240H191V239H189L188 240ZM212 239V238H211ZM249 239V242L251 243V241H252V239H251V241H250V238H248ZM260 238H258L257 237V240H259ZM27 240V239H26ZM86 240H87V238H86ZM132 240V239H131ZM142 239H140V241H141ZM146 240V241H147ZM185 240V239H184ZM214 240V239H213ZM212 240V241H213ZM216 240V239H215ZM215 240H214V242H215ZM242 240V239H241ZM240 239H239V242L241 241ZM253 240H254V238H253ZM261 240V239H260ZM1 241H2V239H1ZM6 241H7V239L5 240V243H6ZM9 241V240H8ZM8 241H7V243H8ZM29 241V240H28ZM75 241V240H74ZM77 241V240H76ZM87 241V242H88ZM110 241H112V240H110ZM158 242V240H154V242ZM186 241V243H188ZM219 241V240H218ZM246 241H247V238H246ZM85 242V241H84ZM92 242V243H93ZM107 242V241H106ZM130 242V241H129ZM129 242H127L126 241V243H127V246H131V245H128V243ZM131 242H133V241H131ZM130 242V243H131ZM154 242H153V244H154ZM160 242V241H159ZM163 242V241H162ZM162 242H160L161 244H162ZM183 242V241H182ZM262 241H260V242H258V241H256L255 243L257 244L256 246H258V243H259V245H261L262 246V244H260ZM81 243H83V242H81ZM122 243V242H121ZM129 243V244H130ZM135 243H136V240H135ZM143 243V242H142ZM142 243H140V244H142ZM147 243V244H146ZM159 243V245L158 246H160L161 244ZM165 244H166V242H164ZM178 243H177V246L178 247H180L179 245H178ZM184 243V242H183ZM186 243H184L185 245H186ZM192 243V242H191ZM191 243L189 244L190 245V248H191ZM241 243V242H240ZM244 243V242H243ZM249 243V244H250ZM252 243H253V241H252ZM254 243V244H255ZM262 243H264V242H262ZM24 244V243H23ZM138 244V243H137ZM144 244H146V245H148V242H144L143 244H142V246L144 245ZM156 244V243H155ZM155 244H154V250L156 249V250H158V247H157V244H156V246H155ZM193 244V243H192ZM210 244H212V243H210ZM214 244V243H213ZM245 244H247V243H245ZM244 244V245H245ZM254 244H250V245H247V246H245V247H252V246H255ZM13 245V244H12ZM11 245V246H12ZM15 245V244H14ZM72 245V246H73ZM87 245V244H86ZM114 245H116V244H114ZM114 245H111V246H114ZM132 245H133V243H132ZM145 245V249L147 248V246ZM152 244H150V245H148V246H151ZM180 245H183V244H180ZM185 245H183L184 246V248H185ZM189 245H187L188 247H189ZM195 245V244H194ZM196 245L194 246V247H196ZM207 245H209V244H207ZM243 245V246H244ZM9 246V245H8ZM71 246V247H72ZM80 246H81V244H80ZM90 246V245H89ZM89 246H87L88 247V250H89ZM135 246V245H134ZM142 246L140 247L141 249H142ZM187 246H186V248H187ZM199 246L197 247V248H199ZM210 246H212V245H209L208 247H210ZM214 246V245H213ZM242 246V247H243ZM261 246H258V247H261ZM91 247V246H90ZM105 247V246H104ZM122 247H126L124 244H123V246ZM132 247V246H131ZM130 247V248H131ZM136 247V246H135ZM135 247H132L133 249L135 248ZM151 247H153V246H151ZM160 247H165V246H160ZM167 247V246H166ZM193 247V246H192ZM194 247H193V249H194ZM205 247H207V246H205ZM204 247V248H205ZM207 247V248H208ZM8 248H11V247H8ZM23 248V247H22ZM78 248V247H77ZM81 248V247H80ZM92 248H93V246H92ZM91 248V249H92ZM108 248V247H107ZM111 248H113V247H111ZM129 248V249H130ZM136 248H139V246L138 247H136ZM150 248V247H149ZM213 248V247H212ZM212 248H210V249H212ZM215 247H214V249H216ZM232 248V247H231ZM233 248V249H234ZM240 248V247H239ZM244 248V247H243ZM254 248V247H253ZM256 248V247H255ZM14 248H12L11 250H9V251H15V250H13ZM82 249V248H81ZM99 249V248H98ZM102 249V248H101ZM104 249V248H103ZM109 249V248H108ZM115 249H116V247H115ZM127 249V251L126 252H128V248H126ZM143 249H144V246H143ZM148 249V248H147ZM159 249H161V248H159ZM226 249V248H225ZM224 249V250H225ZM228 249V248H227ZM252 249V248H251ZM22 249H20L19 251H21ZM82 250H85V249H82ZM100 250V249H99ZM98 250V251H99ZM111 250H113V249H111ZM123 250H124V248H123ZM136 250V249H135ZM139 250V249H138ZM138 250H137V253L138 254H140L139 252L141 251H143V250H140L139 252H138ZM242 250V249H241ZM24 251V250H23ZM81 251V250H80ZM101 251V250H100ZM107 251V250H106ZM117 251H118V249H117ZM120 251V250H119ZM118 251V252H119ZM133 251V250H132ZM151 251V250H150ZM159 251V250H158ZM26 252V251H25ZM103 252V251H102ZM110 252V251H109ZM125 252V253H126ZM130 252V251H129ZM148 253H150L149 251H147ZM147 252H143L142 254H141V256H138V255H136L137 253L136 252H134L135 254H134V256H137V257H142V255L145 253H147ZM157 252V251H156ZM155 252V253H156ZM167 252V251H166ZM13 253H16L17 254V252L15 251V252H13ZM64 253V252H63ZM62 253V254H63ZM99 253V252H98ZM103 253H106V252H103ZM116 253V252H115ZM121 253H124V252H122L121 251ZM131 253V255H132V253L133 252H130ZM129 253V254H130ZM159 253V255L158 256H160V253L161 252H158ZM169 253V252H168ZM67 254V253H66ZM65 254V255H66ZM167 253H165L164 252V254L162 253L161 255H162V257H163V255H166ZM65 255L63 256V257H65ZM68 255H66V257L68 256ZM118 255V254H117ZM116 255V256H117ZM122 254H120V256H121ZM130 255V256H131ZM70 256H68V257H70ZM129 256V255H128ZM129 256V260H130V258H131V263L129 262V260L127 261V262H121V261H123V260H125V258L123 259V257H125V256H122V259L123 260H121L120 259V257H119V259H120V262L121 263H123V264H134V263H137V262H132V261H138L139 260V262H140V260H141V258L139 259V258H137V259H133V256H131L130 257ZM155 256H157V255H155ZM158 256L155 258L157 261H159V258H158ZM61 257V256H60ZM161 256H160V260H162V262L164 263V261H166V259H165V257L167 258V256H165V257H163L162 258ZM135 258V257H134ZM143 258H144V256H143ZM143 258H142V260H143ZM158 258V259H157ZM194 258V257H193ZM62 259V258H61ZM66 259V258H65ZM68 259V258H67ZM133 259V260H132ZM145 259V258H144ZM70 260V259H69ZM126 260H127V257H126ZM152 260V259H151ZM194 260L196 261V263L197 264H264V255H257V256H253V255H237V254H210V255H200V256H197V257H195L194 258ZM59 261H60V258H59ZM58 261V262H59ZM67 261V260H66ZM72 261V260H71ZM56 262H57V260H56ZM57 262V263H58ZM144 262V261H143ZM143 262H141V263H139V264H143ZM145 262H146V259H145ZM152 262H154V258H153V261ZM152 262H150V263H152ZM161 262V261H160ZM161 262V263H162ZM67 263H68V261H67ZM121 263H118V264H121ZM159 263V262H158ZM162 263V264H163ZM60 264V263H59ZM62 264H63V262H62ZM64 264H66V262L64 263ZM160 264V263H159Z\"/></svg>",
  "mask_w": 264,
  "mask_h": 264
},
{
  "label": "crops",
  "instance_id": "0c3cea01",
  "mask_svg": "<svg viewBox=\"0 0 264 264\" xmlns=\"http://www.w3.org/2000/svg\"><path fill=\"white\" fill-rule=\"evenodd\" d=\"M258 5L261 6L262 9L260 12H257V13L263 12V5L261 2H259L254 7L249 9V15L250 16H252L250 13ZM169 13H171V12H169ZM173 14H174V9H173ZM156 21L158 24L157 30L161 29L162 31H164L163 32L164 34H165V29H168V28L172 29V31L169 29L173 33V40H171L170 44H169L170 48L172 46L171 55L169 58H166V60L162 62L163 63L162 66L169 67L171 72H172L171 66L175 67L177 61L181 60V59H185V60H182L179 62L178 74L180 73L181 70H183V69H181V65L183 63H189V64H192V63L193 64L194 63L201 64L202 63L201 66L199 65V70H200V69H203L204 65H206L207 69H208V64H211V61L215 62L218 65L222 59H229L233 64H235L238 59H241V60H264V44L262 45L261 43H258V41L246 40L244 45L242 46V40L240 39V37H237L233 33L231 35H229L228 39L221 38V40H219L218 39L219 36H216V35L214 36L213 32H211V31H209V32L205 31L204 32L203 28H202L201 32L195 33L194 37L192 39H189L187 36V33L184 32L182 25L179 22V20H178L177 26L173 25L176 22V20H174L173 23H170L168 21V18H165L162 15H161V19L156 20ZM260 22L264 23V17L263 16L260 17ZM160 24H163V27H161ZM167 24H172V25L168 26ZM263 28H264V26H261L258 28L259 34H261V35H264V30H262ZM171 42H172V45H171ZM220 42L229 43V45H230L229 49H227V47ZM183 52H185L186 54H184ZM190 61H192V62H190ZM206 61L208 62V64ZM169 65H171V66H169ZM206 71H208V70H206ZM198 74H201V73H198ZM173 80H175V81L178 80L177 74H175L173 76ZM180 88H181V90H183L184 87L181 86ZM180 88H178V89H180ZM111 97H112V94H111ZM116 98H117V94L115 97V101L113 99V102H116ZM111 100H112V98H111ZM115 105H116V111L115 112L113 111V109L108 108L107 120H108L109 125H110V128L108 127L109 129H112V126H111L112 120H110V119L113 118L114 113L116 114V116H118V120H120L119 116L121 114H123L127 108H128V110H131L130 106H125L124 110L121 113H119L118 107H117V102ZM120 129L121 130L127 129L128 133L130 134V125L129 124L119 125L118 132ZM110 139H112V136H110ZM119 141H120V138L118 137V133H117L115 141L111 140V141L104 142L105 144L109 145L111 150L104 151L100 154H95V155L96 156L99 155L103 159L104 156H106V155L109 156V155L114 154L116 157H115L113 162H116L118 159V153L116 150V146L119 143ZM129 143L131 145L130 140H129ZM54 153L55 152H51V154H54ZM132 153H131V155H132ZM129 160H130V158L128 159V161ZM78 161H80V160H78ZM128 161L126 162V165L128 164ZM123 169H125V167ZM123 169L121 170L119 175L123 174V172H122ZM129 169L126 170L127 171L126 174L122 175L123 177L126 176V179L125 178L123 179V183L125 185L123 188H128L127 192L130 191V188H132L134 186V183L137 180V178H136L134 183L131 181L130 175L128 174ZM141 186L142 185H140L139 188L136 190V192L138 193V196H137L138 202L139 203L141 202L139 204V207H143V206L147 205L146 198L143 197V194H142L143 188ZM148 187H150V185ZM140 189L142 192L139 191ZM146 190H147V188L144 189V192H143L144 194H146V192H147ZM119 198L117 199V201L122 202L123 200L121 198H123V197L119 196ZM117 201L115 203H117ZM145 202H146V204H145ZM142 204H144V205H142Z\"/></svg>",
  "mask_w": 264,
  "mask_h": 264
},
{
  "label": "water",
  "instance_id": "95a60500",
  "mask_svg": "<svg viewBox=\"0 0 264 264\" xmlns=\"http://www.w3.org/2000/svg\"><path fill=\"white\" fill-rule=\"evenodd\" d=\"M156 18L157 20L161 19V16L159 14H156ZM161 27H163V24H160ZM204 125V124H203ZM79 165H83L82 163H80Z\"/></svg>",
  "mask_w": 264,
  "mask_h": 264
}]
</instances>
